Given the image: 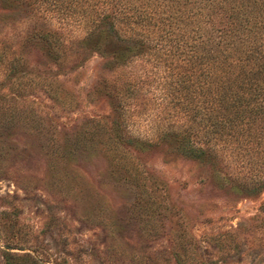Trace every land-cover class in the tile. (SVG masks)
Instances as JSON below:
<instances>
[{"label": "rangeland", "instance_id": "374dc122", "mask_svg": "<svg viewBox=\"0 0 264 264\" xmlns=\"http://www.w3.org/2000/svg\"><path fill=\"white\" fill-rule=\"evenodd\" d=\"M28 14L0 3L20 74L0 63V102L14 113L0 122V264H264V189L222 184L235 161L117 140L153 142L168 122L160 70L143 57L110 66L97 51L59 64L24 41ZM119 75L140 86L120 104Z\"/></svg>", "mask_w": 264, "mask_h": 264}, {"label": "trees", "instance_id": "16d2710c", "mask_svg": "<svg viewBox=\"0 0 264 264\" xmlns=\"http://www.w3.org/2000/svg\"><path fill=\"white\" fill-rule=\"evenodd\" d=\"M11 2L33 19L24 41L59 64L97 51L110 66L123 68L143 57L153 71L160 70L154 78L163 90L162 118L168 122L153 142L122 139L119 133L117 140L174 144L200 161L225 157L237 170L222 174V184L248 195L264 189V0H0ZM53 18L58 25L51 27ZM10 48L0 38V63H6L7 76H15L18 58L15 53L6 58ZM119 77L120 104L140 86L135 76ZM16 88L23 94L26 87ZM10 111L0 102L1 123L13 118ZM23 116L33 118L31 110ZM8 258V264H42L15 254Z\"/></svg>", "mask_w": 264, "mask_h": 264}]
</instances>
